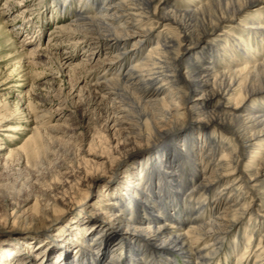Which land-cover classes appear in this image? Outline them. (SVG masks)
<instances>
[{"label": "bare ground", "instance_id": "1", "mask_svg": "<svg viewBox=\"0 0 264 264\" xmlns=\"http://www.w3.org/2000/svg\"><path fill=\"white\" fill-rule=\"evenodd\" d=\"M12 2L27 5L11 20L12 11L3 9ZM71 3L77 4L71 20L53 26L44 46L39 40L47 34L40 29L31 37L22 34L26 45L21 47L12 35L15 30L5 28L15 18L36 26L29 15L34 6L41 5L40 15L45 16ZM263 4L264 0L6 1L0 9V28L6 31L2 35L7 48H17L16 54L32 64L52 62L59 55L60 71L73 81L70 96H78L84 84L89 98L103 106L100 139L93 138L87 151L93 172H79L78 182L102 185L109 168H115L114 175L122 180L105 183L100 202L92 207L85 200L72 202L65 214L45 207L48 217L50 210L58 212L44 228L56 224L50 236V256L55 259L14 250L0 256V264H212L223 250L228 263L237 258L236 264H264V234L259 235L264 227V103L256 102L264 93L259 44H264V17L255 13L242 19ZM232 26L246 30V38L237 36ZM101 38L108 39L105 47ZM132 42L134 49L127 55ZM61 48L67 51L60 57ZM74 48L82 53L73 54ZM88 48L92 52L85 55ZM94 49L106 58L98 60ZM57 111L56 117H63ZM101 142L108 157L96 165L103 156L92 151ZM142 144L147 148L129 160ZM2 159L0 152V164ZM106 185L114 189L106 191ZM88 195L85 192L86 200ZM79 206L93 215L101 212L110 223L84 224ZM37 229L41 228L33 230ZM253 243L257 247L251 251ZM112 245L116 248L111 256Z\"/></svg>", "mask_w": 264, "mask_h": 264}, {"label": "rangeland", "instance_id": "2", "mask_svg": "<svg viewBox=\"0 0 264 264\" xmlns=\"http://www.w3.org/2000/svg\"><path fill=\"white\" fill-rule=\"evenodd\" d=\"M6 1L9 0L0 1V9L3 8ZM39 1L37 0V2ZM30 3L29 1L28 4ZM23 5L26 6L27 3L17 5L16 2H12L8 9L3 10L6 13L12 11V17H10L12 20L24 7ZM74 7L76 9L77 4L71 3L70 7H66L62 12L50 10L45 16H41V5L34 6L32 7L34 11L29 15L32 18L31 21L37 23L36 26L38 27L34 24L28 25L26 20L22 18H15L14 22L7 24L5 28L7 31L15 30V34L12 35L17 45L21 47L26 45L23 44L25 36L31 37L40 29L47 34L45 40L44 38L37 39L44 46L53 26L71 20ZM255 13H260L264 17V4L259 8L247 11L242 19H247ZM232 27H234L232 31L237 36L245 37L246 30L243 31V28L238 26ZM20 28L21 30H19ZM23 28L25 33H23ZM1 29L0 148L4 147L6 149L0 150L3 153L0 164V256H8L9 251L15 250L18 255L27 253L26 255L40 258L49 256L53 260L55 256H50L52 249H54L50 236L56 229V224L53 228H44L47 226L48 220L58 214L54 210L60 208L62 214L69 213V209H66L69 208L72 202L76 203L84 200L92 207L100 202L101 190L105 183L114 185L122 178L114 175L115 168H109L101 178V181L104 182H102V185L92 184L91 186L89 180L78 182L80 173L93 172L94 164L88 161L87 151H89L93 138L100 139L98 132L101 131L103 125L100 116L103 106L98 103L95 104L94 99L89 98V93L84 84L81 87L83 91L78 96L77 94L70 96L73 81L60 71L58 61H61V58H59V55H54L52 62L37 61L32 64L28 58L16 54L17 48H7L4 42L5 38L2 35V32L6 31ZM162 29L163 27L158 28L157 31ZM22 34L25 36L23 37ZM107 42L108 39L101 38L102 47H105ZM259 44L261 55L264 56V44L260 40ZM134 46L135 43L132 42L126 47L127 55L132 54ZM66 51L67 49L61 48L59 51L60 57ZM91 52L92 49L88 48L84 54L88 55ZM72 53L81 54L82 52L75 49ZM236 54L239 56L237 58H241L238 52ZM93 55L98 60L106 58V55L99 54L96 49L93 50ZM77 62L80 61L75 63L78 64ZM97 71H100V69ZM18 84L23 86L17 87ZM256 102L264 103V93ZM57 109H60L63 117H56ZM20 126L25 130H10V128ZM112 136L110 135L109 138ZM161 141L162 139L150 146L158 145ZM146 148V144L138 145L132 150L134 154L129 160L138 157L136 154H141ZM92 152L99 155V157L103 156L98 158L99 162L96 165L105 162L104 159L108 157L103 142L99 143ZM76 182L78 183L75 184ZM106 186V191L111 192L110 190L114 189L113 186ZM87 191L90 196L88 195L89 198L86 200L85 192ZM27 199H30L28 206L21 208ZM55 203L56 206H53ZM47 205L54 208V210H50V217L46 215L44 210ZM13 211H15L14 216L12 215ZM77 211L83 213L82 221L84 224L91 220L99 221L101 225L110 223V218L104 216L101 212L93 215L91 212H86L83 206L78 208ZM74 213L72 212L66 217ZM16 217L17 219L14 222ZM36 227L41 229L34 231L33 229ZM262 234H264V227L259 230V235ZM69 239H74V237ZM242 246L241 252L244 251V242ZM256 247L257 244L253 243L251 251ZM115 248L116 246L112 245L110 249L111 256L115 255ZM226 251H221L217 260L212 264H236L237 258L232 263H228L229 260L227 261L225 255ZM123 256L126 257L125 254ZM16 263L17 261L13 264Z\"/></svg>", "mask_w": 264, "mask_h": 264}]
</instances>
